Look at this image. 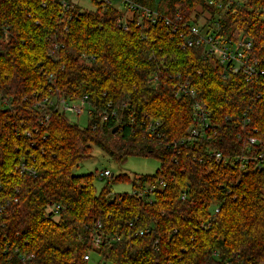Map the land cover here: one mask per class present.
<instances>
[{
	"label": "trees",
	"instance_id": "1",
	"mask_svg": "<svg viewBox=\"0 0 264 264\" xmlns=\"http://www.w3.org/2000/svg\"><path fill=\"white\" fill-rule=\"evenodd\" d=\"M136 1L186 18L217 13L206 0ZM95 5V11L75 6L63 15L56 0H0V93L11 98L9 107H0V204L19 190V203L2 218L0 264H22L5 247L34 254L38 264H87L84 257L93 251L112 264H264V171L195 163L190 152L174 162L171 149L152 140L142 124L148 115L162 122L168 139L185 135L193 102L174 91L176 79L185 78L220 125L213 147L233 155L240 149L237 118L249 104L250 127L264 143V88L254 102L253 87L224 79L200 51L179 47L164 24L139 26L136 16L125 19L106 2ZM218 21L216 33H243L264 59V0H250ZM124 22L129 31L120 26ZM156 75L158 83L152 82ZM36 93L68 100L87 96L100 108L111 104L117 116L81 129L66 115L49 112L36 133L47 113L34 108ZM25 131H32L31 139ZM94 148L119 164L130 156H157L162 164L156 175H120L112 182H130L135 190L164 176L166 187L152 202L129 193L111 198L109 185L98 193L94 174H72ZM30 154L39 174L21 178L15 166Z\"/></svg>",
	"mask_w": 264,
	"mask_h": 264
},
{
	"label": "built area",
	"instance_id": "2",
	"mask_svg": "<svg viewBox=\"0 0 264 264\" xmlns=\"http://www.w3.org/2000/svg\"><path fill=\"white\" fill-rule=\"evenodd\" d=\"M59 4L63 15L75 8V4L71 0H56ZM126 7L127 18L137 17V24L140 26L144 22L152 24L162 23L166 26L174 39L178 41V46L184 50L200 51L201 56L208 60L212 65L221 69V75L224 79L238 78L246 85L255 89L252 100L256 102L263 96L262 89L264 88V59L256 53L255 43L252 38L240 33L235 36H222L216 33L220 30V21L222 17L228 14H237L243 9L250 0H206L205 4L210 9L217 13L203 12L198 19L186 18L180 11H175L171 14H165L147 6L139 4L136 0H117ZM111 5L110 2H106ZM112 6V5H111ZM214 25V31L204 32L202 28H210ZM125 31H129L130 27L127 23L120 25ZM7 34V33H6ZM55 49H59L56 45ZM53 56V54H51ZM83 60L87 63L91 58L84 57ZM55 60H57L55 58ZM159 76L153 77L152 82L158 83ZM53 76H49L51 81ZM175 97L183 98L189 97L192 99V120L185 135L180 138L168 139L162 128L163 124L160 120H155L153 117L144 115L142 117V124L146 133L154 141H159V144L167 149H171L173 153L174 162H178V157L182 153H191L192 160L195 163L204 164L207 162H215L223 164L224 166H238L241 171H264V143L260 137L254 135L250 127L251 120L249 119V110H252L253 105L249 104V108L237 118L239 125L237 132L234 134L235 142L239 144L240 149L233 155H225L217 150L214 141L220 135L221 129L218 121L215 120L210 107L206 102L198 97L196 90L191 83L185 78L178 77L174 85ZM36 101L34 108L47 112L43 119L39 120V125L36 126V133H40L45 121L50 119L49 112H58L60 114L71 113L78 117L87 114L89 124H93L95 128L98 124L109 121L111 118L117 116L116 111L111 109V104L106 108H100L92 104L90 99L86 96L82 99L68 100L65 97H44L41 98L36 93ZM11 104V98L3 96L0 93V107L6 108ZM226 122H232L230 117H227ZM93 122V123H92ZM122 123L119 122V126ZM120 128V127H118ZM26 137L32 138V131H25ZM33 146V144H31ZM38 160L34 154L29 156L23 155L15 166V173L21 178H36L39 174ZM112 174L106 170L101 174L102 178H109ZM166 177L161 176L154 182L148 184L143 189H135L131 193L140 198H149L154 200L156 191L162 190L166 187ZM19 190L14 193V197L5 200L0 204V229L4 228L2 218L6 210L11 204H18ZM187 195L183 193L181 200H186ZM60 207H53V211L57 212ZM219 210H216L218 213ZM127 225L132 229L134 223L130 222ZM102 225L98 224V229H102ZM147 231H140L139 236H143ZM1 237V235H0ZM119 239V238H117ZM101 239L95 238V244L99 247ZM4 251L14 254L22 264H38L35 255L23 252L20 249H12L6 247ZM85 261H90V254L85 256Z\"/></svg>",
	"mask_w": 264,
	"mask_h": 264
},
{
	"label": "rangeland",
	"instance_id": "3",
	"mask_svg": "<svg viewBox=\"0 0 264 264\" xmlns=\"http://www.w3.org/2000/svg\"><path fill=\"white\" fill-rule=\"evenodd\" d=\"M80 11H95L96 2H110L111 5L120 12H126V7L117 0H71ZM204 32L214 31V25H210V28H202ZM238 35V34H235ZM233 35V36H235ZM67 118L71 124L78 126L81 129L88 127L89 119L87 114L80 117L74 114H67ZM157 143V142H154ZM162 160L157 156H130L124 161V163H117L109 156L104 154L100 149L94 148L92 151V158L85 159L78 167H76L72 174L74 176H85L88 174H94V186L98 193H101L106 185H109L111 194L110 197L114 198L119 194L133 192V186L130 182H117L113 183L112 179L117 178L120 175H127L130 178L136 176H154L160 169ZM110 171L112 174L109 178H102L101 174L104 171ZM53 211V209H50ZM91 260L87 264H112L106 262L102 256L93 251L90 253Z\"/></svg>",
	"mask_w": 264,
	"mask_h": 264
},
{
	"label": "crops",
	"instance_id": "4",
	"mask_svg": "<svg viewBox=\"0 0 264 264\" xmlns=\"http://www.w3.org/2000/svg\"><path fill=\"white\" fill-rule=\"evenodd\" d=\"M124 15H127L128 14V12H127V10H126V12H122Z\"/></svg>",
	"mask_w": 264,
	"mask_h": 264
},
{
	"label": "water",
	"instance_id": "5",
	"mask_svg": "<svg viewBox=\"0 0 264 264\" xmlns=\"http://www.w3.org/2000/svg\"><path fill=\"white\" fill-rule=\"evenodd\" d=\"M117 131V128H115L114 133Z\"/></svg>",
	"mask_w": 264,
	"mask_h": 264
}]
</instances>
